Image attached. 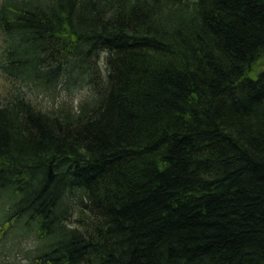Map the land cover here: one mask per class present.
I'll use <instances>...</instances> for the list:
<instances>
[{
  "label": "trees",
  "instance_id": "16d2710c",
  "mask_svg": "<svg viewBox=\"0 0 264 264\" xmlns=\"http://www.w3.org/2000/svg\"><path fill=\"white\" fill-rule=\"evenodd\" d=\"M0 33V245L264 264V0H1Z\"/></svg>",
  "mask_w": 264,
  "mask_h": 264
},
{
  "label": "rangeland",
  "instance_id": "374dc122",
  "mask_svg": "<svg viewBox=\"0 0 264 264\" xmlns=\"http://www.w3.org/2000/svg\"><path fill=\"white\" fill-rule=\"evenodd\" d=\"M1 1V0H0ZM2 35L0 33V52L2 50ZM11 84V81L0 72V95H3L7 90L9 89V85ZM86 90L78 92L77 96L75 97L74 104H77V102L86 94ZM63 93H60L59 95H56L55 98H48L43 99L42 96H39L42 101H44V104H55L60 99L62 100ZM69 99V97L67 98ZM24 231L23 229L19 228L18 232L19 234ZM29 240H20L18 239V236L11 235L7 238V240L0 245V264H27L26 260V251L28 248H30L31 243Z\"/></svg>",
  "mask_w": 264,
  "mask_h": 264
}]
</instances>
